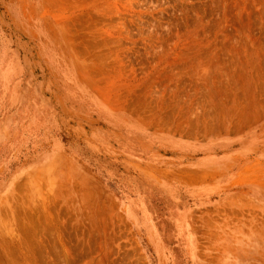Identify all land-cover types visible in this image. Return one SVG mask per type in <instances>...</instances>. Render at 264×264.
Segmentation results:
<instances>
[{
    "label": "rangeland",
    "instance_id": "rangeland-1",
    "mask_svg": "<svg viewBox=\"0 0 264 264\" xmlns=\"http://www.w3.org/2000/svg\"><path fill=\"white\" fill-rule=\"evenodd\" d=\"M0 264H264V0H0Z\"/></svg>",
    "mask_w": 264,
    "mask_h": 264
}]
</instances>
